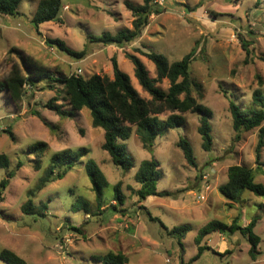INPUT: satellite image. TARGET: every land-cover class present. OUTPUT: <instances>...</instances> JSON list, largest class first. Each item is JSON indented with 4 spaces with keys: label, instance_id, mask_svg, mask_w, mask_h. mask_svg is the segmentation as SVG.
<instances>
[{
    "label": "rangeland",
    "instance_id": "obj_1",
    "mask_svg": "<svg viewBox=\"0 0 264 264\" xmlns=\"http://www.w3.org/2000/svg\"><path fill=\"white\" fill-rule=\"evenodd\" d=\"M40 1L23 0L17 17L0 15V81L8 79L16 63L28 73L20 56L36 62L52 80L70 77L78 69H82L84 79L93 75L113 79L111 61L116 56L121 70L143 94L125 53L135 54L138 49L155 52L173 63L195 49L190 74L204 88L201 104L213 113V145L209 152L203 149L199 117L192 113L184 116L183 126L158 138L152 151L143 148L133 127L125 146L134 168L124 173L102 149L104 133L92 127L89 110L61 119L47 107L56 97L57 105L70 110L62 85L47 77L34 79L35 85L24 89L18 104L10 101L7 92H0V154L8 156L10 170L16 174L6 189L0 188V204L7 205L6 214L16 219L6 222L0 215L9 225L0 222V253L13 250L26 264H101L97 259L108 253L124 254L129 264H264V196L245 191L236 204L219 192L228 181V169L237 165L253 169L255 183L264 186V149L261 165L255 162L258 130L241 133L236 140L229 111L230 102L244 110L256 109L252 95L256 90L264 93V0H154L163 13L152 15L142 36L122 47L91 43L89 36L131 29L133 17L125 6L127 0H63L60 22L41 25L39 36L32 19ZM128 1L143 4V0ZM145 33L150 35V43L140 42ZM49 39H59L72 50L85 51L86 56L73 59L50 47ZM139 57L155 77L154 65ZM31 74L36 78L37 74ZM160 86L167 89L165 83ZM6 130L12 131L14 139ZM182 138L193 148L196 167L188 164L178 147ZM38 142L49 146L40 171L35 170L38 158L29 152ZM81 149L89 154L64 178L39 188L55 154ZM89 159L97 163L110 184L104 190L107 206L117 205L114 186L121 183L126 200L118 212L98 208L85 170ZM152 159L159 162L157 191L168 196L141 202L135 194L140 188L135 177L140 164ZM19 164L22 167L17 169ZM5 178L6 170L0 169V183ZM29 199L36 210L45 205L49 215L22 213L21 206ZM254 217L260 218L254 233L261 238L256 259L240 232L205 237L200 246L208 249L196 259L199 247L195 240L207 224L238 221L246 227ZM160 222L168 230L190 227L182 247ZM129 230L133 232L129 234ZM18 232L22 235H15ZM71 236V245L66 252L61 251L59 245ZM0 264L6 263L0 260Z\"/></svg>",
    "mask_w": 264,
    "mask_h": 264
},
{
    "label": "trees",
    "instance_id": "obj_2",
    "mask_svg": "<svg viewBox=\"0 0 264 264\" xmlns=\"http://www.w3.org/2000/svg\"><path fill=\"white\" fill-rule=\"evenodd\" d=\"M22 2L23 0H0V15L12 18L19 16V7ZM154 2V0H143V4L134 5L127 1L125 6L133 17L132 28L120 30L115 35L106 33L100 37L89 36L90 42L119 47L135 42L142 36L149 24L150 17L163 13L162 9ZM62 9L63 0H41L32 19L36 34L41 35L39 30L41 25L60 22ZM46 42L50 47H56L58 51L73 59L82 60L86 56L85 51L72 50L59 39H49ZM245 48H247V45H245ZM195 52L196 50L193 49L182 60L173 63H170L164 55L155 52L143 53L138 49L135 54L125 53V58L133 64L134 76L143 94L134 85L131 77L121 70L116 56L111 61L113 79L101 75H93L89 79H84L82 76L77 77L75 72L70 77L54 80L43 73V68L36 65V62L30 60V58L20 56L21 65L28 73L25 74L17 63L13 64L8 79L0 81V92H7L10 101L18 104L23 100L24 89L28 85H35L36 81L34 79L47 77L46 79L62 85L70 110L65 111L62 105H57L58 99L56 97L47 104V107L61 119L70 118L75 113L89 110L92 127L104 133L102 149L109 154L117 168L124 173H128L134 168V161L127 151L125 142L131 138L133 127L137 128L143 148L152 151L158 138L164 137L168 131L185 124L184 116L186 114H196L199 117V134L203 142V149L206 152L211 150L213 145L211 124L213 113L201 104L204 99V88L202 84L192 79L190 74V66ZM139 56H144L154 65L155 77L151 76L150 71ZM32 72L37 74L36 78H33ZM163 83L167 84V89L160 86ZM252 101L257 107L256 109L244 110L234 102H230L229 111L233 120L236 140L239 139L241 133L258 130L255 162L257 166H260L264 149V93L261 90L254 91ZM45 125L54 129L47 122H45ZM4 132L14 139L12 131L6 130ZM178 147L182 150L188 164L196 167L194 151L188 140L185 138L180 139ZM48 149V144L44 142H38L29 148V152L35 154L38 158L35 161L36 171L42 169L41 159ZM88 154L87 149H81L79 152L65 150L55 154L45 176L41 179L39 188L42 189L48 183L64 178ZM21 167L22 165L19 164L17 169ZM0 169L6 170V178L0 183V188L4 190L16 175L15 171L10 170V160L6 154H0ZM85 170L92 191L95 193L97 206L102 209L108 204L104 196V190L110 184L94 160L89 159L85 163ZM160 177L159 162L157 160L152 159L140 164L135 177L136 182L140 185L139 190L135 193L139 201H146L149 197L168 196L167 193L161 194L157 191ZM121 186V183L114 186V200L117 205L107 206L105 210L118 212V206L122 207L125 204L126 197L121 191ZM245 191H250L259 197L264 196V186L255 183L253 169L238 165L230 167L227 183L219 188L220 194L226 201L238 204ZM83 206V209L88 212L86 204ZM46 209L47 207L42 205L41 208L36 210L31 199L22 206L25 215L37 214L44 217V210ZM150 219L155 221L153 217H150ZM259 220V217H254L246 227L240 226L238 221H234L231 225L219 221L210 222L199 231L195 240L199 247L196 259L201 256L205 249H208L200 246L203 239L216 232L220 234L240 232L250 243L251 257L256 259L261 238L254 233V229ZM160 224L168 232V235L182 247L183 240L190 232V227L180 226L168 230L161 222ZM0 260L6 264H26L20 256L7 249L0 253ZM97 260L101 264H129L127 257L122 253H108Z\"/></svg>",
    "mask_w": 264,
    "mask_h": 264
},
{
    "label": "crops",
    "instance_id": "obj_3",
    "mask_svg": "<svg viewBox=\"0 0 264 264\" xmlns=\"http://www.w3.org/2000/svg\"><path fill=\"white\" fill-rule=\"evenodd\" d=\"M127 1H128V0H127ZM128 2H130V1H128ZM137 5H141V3H140V4L137 3ZM128 29H130V28H128ZM149 38H150V35L147 34V33H145L144 36L140 39V42H142L143 44H147L148 42L150 43ZM146 42H147V43H146ZM0 205H1V208H2V210H1V212H0V215L3 217V219H6V220H5L6 222L10 221V223H11V221L16 222V221H15L16 219H13L11 216H8V215L6 214V212H8V209H7V207H6L7 205H5V204H3V203H1ZM106 207H107V206H106ZM106 207H103L101 210H105ZM21 211H22V206H21ZM22 213H23V211H22ZM44 215H45V216H46V215H49V212H48L47 209L44 211ZM0 222H1L2 225L6 223V222L3 223L1 220H0ZM6 225H8V224L6 223ZM6 225H5V226H6ZM8 226H9V225H8ZM128 232H129V234H130V233L133 232V230H129ZM15 235L19 236V235H22V234H21L20 232H18V233H15ZM225 247H226V244H225ZM226 248H227V247H226ZM12 251H13V250H12Z\"/></svg>",
    "mask_w": 264,
    "mask_h": 264
},
{
    "label": "built area",
    "instance_id": "obj_4",
    "mask_svg": "<svg viewBox=\"0 0 264 264\" xmlns=\"http://www.w3.org/2000/svg\"><path fill=\"white\" fill-rule=\"evenodd\" d=\"M82 73H83L82 69H78L76 71V74L75 75L77 77L78 76H82ZM198 199L199 200H202L203 198H202V196H199ZM71 238H72V236L71 237H68V238H65L64 241L62 242V244L59 245V249L61 251H63V252H66L67 251V248L71 245V242H72V239Z\"/></svg>",
    "mask_w": 264,
    "mask_h": 264
}]
</instances>
